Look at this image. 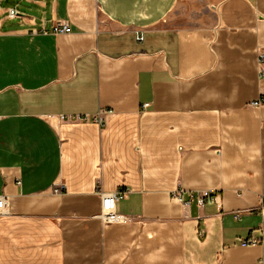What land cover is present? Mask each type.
Masks as SVG:
<instances>
[{
    "label": "crops",
    "instance_id": "1",
    "mask_svg": "<svg viewBox=\"0 0 264 264\" xmlns=\"http://www.w3.org/2000/svg\"><path fill=\"white\" fill-rule=\"evenodd\" d=\"M0 195V264H264V0H0Z\"/></svg>",
    "mask_w": 264,
    "mask_h": 264
},
{
    "label": "built area",
    "instance_id": "2",
    "mask_svg": "<svg viewBox=\"0 0 264 264\" xmlns=\"http://www.w3.org/2000/svg\"><path fill=\"white\" fill-rule=\"evenodd\" d=\"M17 14V11L15 9H10L9 11V15L14 16ZM52 31L54 33H69L72 31L71 25L68 21L66 20H59L56 21L53 25V29ZM45 32V30H44ZM143 35L140 34L137 36L138 40H143ZM263 62H260V70H263ZM263 103L262 100H258L253 102V105H261ZM148 104H145L144 106H147ZM63 118V117H62ZM67 118L69 119H75V120H81V121H87L89 120V116L88 115H69ZM96 120L98 122H102V116L99 115L96 117ZM55 192H61V187H56L55 188ZM128 193V190H118L115 192H106V193H101V199H102V211L100 213V217L101 219L105 222V223H112V222H124V221H128L131 220V218L127 215H124L122 213H119L117 211V201L120 198H123L126 196V194ZM209 196V191H204L202 196H200L198 198V203L200 205L204 204L205 198ZM8 198L6 195H0V215H2L3 213H5L7 211L8 208ZM261 212L264 215V204H262L261 206ZM257 242V239H252V240H247V241H243L242 244L243 245H247V244H254Z\"/></svg>",
    "mask_w": 264,
    "mask_h": 264
}]
</instances>
